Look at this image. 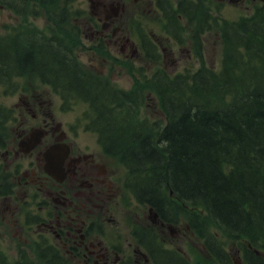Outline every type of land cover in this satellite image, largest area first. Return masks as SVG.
I'll return each instance as SVG.
<instances>
[{"label":"trees","instance_id":"trees-1","mask_svg":"<svg viewBox=\"0 0 264 264\" xmlns=\"http://www.w3.org/2000/svg\"><path fill=\"white\" fill-rule=\"evenodd\" d=\"M65 15L64 4L53 7L58 31L50 35L26 26L23 35L0 36V83L33 76L88 101L92 123L102 126L99 142L125 166L132 188L154 203L172 190L177 201L170 204L188 206L181 212L193 214L212 251L220 242L211 227L264 246V8L222 24L218 70H159L145 80L164 112V120L152 121L136 119L123 101L130 93L81 67L73 45L79 41L58 33ZM145 81L135 78L131 94Z\"/></svg>","mask_w":264,"mask_h":264},{"label":"flooded vegetation","instance_id":"flooded-vegetation-1","mask_svg":"<svg viewBox=\"0 0 264 264\" xmlns=\"http://www.w3.org/2000/svg\"><path fill=\"white\" fill-rule=\"evenodd\" d=\"M89 1L94 16L93 23L86 24L90 39L109 47L123 41L119 49L124 52L128 37L121 30L122 0ZM131 53H136L135 47ZM45 94L32 88L18 96L21 118L13 129L18 142H4L0 156L8 160L5 167L16 173L21 191L12 188L0 195V222L20 233L24 220L28 228L35 227L40 239L75 264H153L148 255L149 230L164 234L172 222H167L157 201L132 194L116 158L103 150L89 126L55 120ZM38 134L39 141L24 152L28 140ZM52 144L63 147L56 154L63 155L57 177L55 168L44 160ZM168 228L173 235H186L180 227Z\"/></svg>","mask_w":264,"mask_h":264},{"label":"rangeland","instance_id":"rangeland-1","mask_svg":"<svg viewBox=\"0 0 264 264\" xmlns=\"http://www.w3.org/2000/svg\"><path fill=\"white\" fill-rule=\"evenodd\" d=\"M125 2L126 11L123 14L121 30L129 38L126 45L123 47L124 52H121L119 47L123 46V41H119L117 44L111 46L112 55H117L119 58H123L132 65L136 70L135 74L139 71L144 73H151L157 67L162 68L164 71L175 74L179 72L193 73L198 68H207L211 70H218L221 65V60L224 51L223 39L221 36L220 25L217 26L216 17H223L228 20H235L238 17L244 15H250L255 8L260 5L257 0H212L210 6L212 7L210 13H212V20L209 21V27L204 31L198 33L197 25L195 22L196 16L193 21L187 23V20L181 19L179 24L175 25L176 31L181 27L183 33L180 40V31L178 32V38L173 34L167 32L164 27L165 21L163 20V13L159 11L160 7L164 6L167 0H122ZM60 0L55 4L59 5ZM219 6V9L215 8V5ZM51 4H44L37 6V13H33V4L31 0L10 1L0 0V36L13 35L21 32L26 26L34 25L47 34L57 32L55 29L56 20H48L47 10L50 9ZM69 10L71 13L67 15L65 22L61 23L62 31H59V35L63 33L70 36L74 41V56L82 67L87 71L96 72L111 80L110 84H116L117 86L127 89L131 86L132 77L119 64L117 59H108L105 61L100 57L99 52L91 47L89 41L90 35L87 23L91 21L93 16V8L91 7L89 0H70ZM197 18L200 17L197 15ZM64 19V20H65ZM201 20V19H200ZM221 18H219V24ZM181 25V26H179ZM73 27L77 29L72 30ZM76 35V36H75ZM148 36L155 43L156 50L158 51L157 57H151L145 54V49L141 45L140 37ZM75 37V38H74ZM77 39V40H75ZM132 47L136 48V53H131ZM36 79V78H35ZM21 81L20 85H27L26 87H41L42 84L39 80H33L31 77H21L17 81ZM148 87V86H147ZM147 87H144L147 89ZM14 83H0V108L2 104L6 107H12L14 104H22L18 99V94H15L13 90ZM48 90L52 99L51 110L54 113L55 119H66L72 121V124H81L83 120H86V113L88 107L84 102L73 105L70 110L61 109L59 97L50 90V87L42 86L39 90ZM147 96L143 99L138 98L140 110L137 113L139 119L152 121L154 119L164 120V112L158 105L159 100L153 90L148 87ZM13 94V95H12ZM17 94V95H16ZM143 104V105H142ZM6 110V109H5ZM1 115V114H0ZM8 116L7 111H3V119ZM18 121V120H17ZM17 121L11 123L8 121L1 122L3 126H0V134L6 137V141H14L16 139V133L13 130L17 125ZM5 140V139H1ZM0 140V141H1ZM17 141V139H16ZM0 163H2L0 157ZM4 169V164L0 169V173ZM7 170V168H6ZM11 182L15 192L21 191L18 182L14 176L11 178ZM25 207L24 204H21ZM11 229V231H8ZM13 227H7L0 229V249L6 254V260L12 262L17 257V251L25 250L28 254L31 252L28 248H23L22 245L17 243V238L13 233ZM236 247L237 244L235 243ZM230 251L233 252V244L230 246ZM234 253V252H233ZM195 258L201 263L207 261L206 256L201 254L196 248Z\"/></svg>","mask_w":264,"mask_h":264},{"label":"water","instance_id":"water-1","mask_svg":"<svg viewBox=\"0 0 264 264\" xmlns=\"http://www.w3.org/2000/svg\"><path fill=\"white\" fill-rule=\"evenodd\" d=\"M264 1V0H263Z\"/></svg>","mask_w":264,"mask_h":264}]
</instances>
